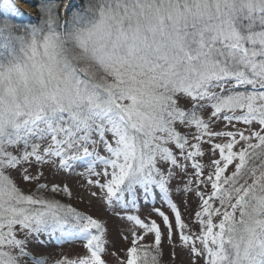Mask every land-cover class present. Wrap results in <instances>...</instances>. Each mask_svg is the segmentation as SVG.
Returning <instances> with one entry per match:
<instances>
[{"label": "snow or ice", "instance_id": "obj_1", "mask_svg": "<svg viewBox=\"0 0 264 264\" xmlns=\"http://www.w3.org/2000/svg\"><path fill=\"white\" fill-rule=\"evenodd\" d=\"M38 9L25 23L0 0V264H109L104 223L56 198H72L67 184L42 182L40 169L78 167L132 225L119 264H161L174 232L193 264H264V0ZM176 179L198 197L191 223ZM158 195L174 212L153 208L164 230L136 214ZM53 241L83 250L53 260Z\"/></svg>", "mask_w": 264, "mask_h": 264}, {"label": "rangeland", "instance_id": "obj_2", "mask_svg": "<svg viewBox=\"0 0 264 264\" xmlns=\"http://www.w3.org/2000/svg\"><path fill=\"white\" fill-rule=\"evenodd\" d=\"M22 3H27L31 8H25L15 0L21 9L24 11V15L19 17V20L23 19H35L38 14L36 2L40 0H19ZM219 127V126H218ZM206 152L205 157L202 159L203 163H207L209 159V154H207L208 145H204ZM44 172V178L42 182L56 184H67L73 191L72 198L63 197L62 195L57 196V199H62L64 202L71 203L73 207H76L82 212H86L88 215L93 216L95 219L101 220L106 228V239L109 242L108 255L105 257L109 264H119L121 258L127 259L126 249L130 247L131 235L129 229L132 227L129 221L121 219L120 216L116 214L115 211L111 210L102 198L93 197L91 193L93 191L99 192L95 187H91L87 183V179L84 176L79 175L81 171L77 173L74 171L71 175L63 172H56L51 169H40ZM207 171V169H206ZM21 187L26 191L34 188V185H28L21 182ZM179 180H173L171 183L172 188V199L179 206L181 214L187 223H191L192 213L197 209L199 200L194 193L185 194L182 191H177L181 188ZM160 208L161 211L165 212L170 219L174 218L173 210L168 206L167 203L160 200L159 195L157 196V202L155 205L152 203H141L138 215L141 218H151L155 219L157 223H161L162 230H164V225L162 223V218L159 217L153 208ZM146 211H149L147 213ZM137 231H141L137 229ZM127 236L128 239L125 240L124 237ZM152 236L147 235L145 237V243H150L152 241ZM162 249L163 256L161 258V264H193V259L189 253H187L186 248L180 245L179 236L174 232L172 239H169L167 235L162 239ZM82 246L79 243L67 244V245H57L55 241L47 245L42 251L43 254L48 255L51 259L59 258L61 253L73 255L75 253L81 252ZM175 251V258L172 257L171 253ZM114 254V255H113Z\"/></svg>", "mask_w": 264, "mask_h": 264}, {"label": "bare ground", "instance_id": "obj_3", "mask_svg": "<svg viewBox=\"0 0 264 264\" xmlns=\"http://www.w3.org/2000/svg\"><path fill=\"white\" fill-rule=\"evenodd\" d=\"M17 2H18L19 4L21 3V5H22L23 7H25V8H29V9L31 8V6L28 5V4L25 3V2L22 3V1H19V0H17ZM79 170L81 171V173L85 171L84 167H78V168L74 169V171H75L76 173H77ZM84 178L87 179V176H84ZM146 212L149 213V211H146ZM186 250H187V249H186ZM187 253H189L188 250H187Z\"/></svg>", "mask_w": 264, "mask_h": 264}, {"label": "trees", "instance_id": "obj_4", "mask_svg": "<svg viewBox=\"0 0 264 264\" xmlns=\"http://www.w3.org/2000/svg\"><path fill=\"white\" fill-rule=\"evenodd\" d=\"M39 2H40V1H39ZM39 2H36V3H35V5H36V7H37V10H39V9H38V4H39ZM34 20H35V19H23L22 21L25 22V23H27V22H29V21H34Z\"/></svg>", "mask_w": 264, "mask_h": 264}]
</instances>
